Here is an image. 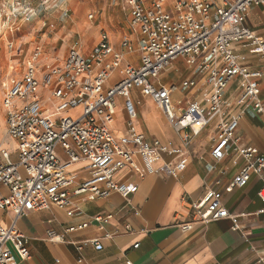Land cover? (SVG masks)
Masks as SVG:
<instances>
[{
  "label": "built area",
  "instance_id": "1",
  "mask_svg": "<svg viewBox=\"0 0 264 264\" xmlns=\"http://www.w3.org/2000/svg\"><path fill=\"white\" fill-rule=\"evenodd\" d=\"M125 1L131 15V33L123 36L119 47L105 31L88 52L82 51L81 41L76 39L63 58L49 60L37 44L24 62L12 65L13 71L1 82L7 135L16 140V148L11 150L0 139V209L12 213L9 223L0 221V264H18L31 256V237L17 224L30 211L55 206L70 217L80 216L84 210L78 197L92 200L118 191L129 198L139 186L120 176L136 172L143 178L154 170L152 163L165 147L160 139H150L136 130L135 88L155 101L185 145L194 135L211 128L215 160L223 159L230 150L243 158V167L229 181L228 191L246 186L254 173L263 177L264 153L252 144H241L237 128L247 108L264 114L260 80L264 75V36L246 23L249 7L264 4V0ZM9 46L12 48L14 42ZM242 48L261 56L260 66L250 63ZM137 49L139 62L135 63L125 52ZM179 57L196 71L194 76L182 79L181 86L192 88L200 80L205 86L203 96L193 98L185 107L176 106L173 99L178 84L156 83ZM114 74L118 78L110 82ZM234 83L240 88L237 111H233L227 95ZM118 96L123 98L129 118L127 132L121 136L111 127ZM77 107L75 115L70 113ZM80 160L86 161V177L68 168ZM185 165L186 158L177 164ZM161 167L172 170L168 163ZM258 195L264 201V184ZM222 196L220 189L206 187L191 201L196 209L194 221L178 225L191 230L196 222L231 216L239 227L238 218L231 214ZM110 215L94 214L66 225L64 232L48 228L46 239L66 241L64 233L86 229L93 221L105 229ZM112 236L110 231L70 242L79 250L88 243L103 249L102 238ZM139 245L137 242L134 247ZM115 264L135 263L128 257Z\"/></svg>",
  "mask_w": 264,
  "mask_h": 264
},
{
  "label": "crops",
  "instance_id": "2",
  "mask_svg": "<svg viewBox=\"0 0 264 264\" xmlns=\"http://www.w3.org/2000/svg\"><path fill=\"white\" fill-rule=\"evenodd\" d=\"M100 1L102 3L98 7L94 6L100 19L88 23L87 26L90 27L86 28L89 34L86 38L82 36L81 49L84 52H88L105 31L109 33L110 40L116 47L120 46L123 36L131 33V15L126 1ZM247 12V25L264 36V4L253 5ZM80 17L82 19L80 24L74 28L82 31L85 27L83 24L87 23L83 22V19L87 18L84 10ZM42 20L41 18L37 21V26H40ZM8 24L9 21L5 24L0 21L1 101L3 98L1 82L13 71L12 65H17L22 60L21 55L18 56L23 51L20 43L32 39L35 32L25 29L26 33L16 37L14 32L8 31ZM19 27L21 28V25ZM56 38L54 35L53 42ZM10 39L16 42L20 48L19 52H13L9 48ZM32 45L33 42L30 43L29 50L32 49ZM242 52L248 53L250 63L260 66L261 56L249 48H242ZM125 53L128 55L129 51L126 50ZM51 56L53 57L52 54ZM131 60L138 63L139 57ZM173 65L174 62L171 66ZM185 65L188 69L177 82L163 83L178 84L175 92L178 91L186 106L193 98L203 96L205 86L202 85L204 82L202 80L199 85L192 88L181 86L182 79L192 77L196 73L192 66L186 63ZM171 66L162 75H165ZM114 75L116 78H113ZM114 75L110 82L118 78L117 74ZM197 76L199 77L198 74ZM260 80L261 97L264 99V75ZM138 91L137 88L133 89L132 95ZM175 92L173 99L176 106L185 107L178 104L177 101L181 99ZM227 95L233 103V111H237L240 88L236 83L228 88ZM145 97L149 98L152 108L143 111L145 119L137 103L138 115L134 119V125L138 132H144L150 139H160L165 147L161 150L160 157L152 163L154 170L149 171L143 178L136 172L120 176L121 180H130L139 186L129 198H124L118 191L111 192L107 197L92 200L83 196L78 197L77 201L84 210L83 215L70 217L63 209L55 206L33 210L24 215L17 224L31 237V256L19 260L18 264H115L128 257L132 258L135 264H264V201L258 195L264 184V170L263 177L254 173L246 186L228 191L226 187L229 181L243 167V158L234 150H230L223 159L215 160L211 150L213 134L211 128L194 135L190 144L185 145L180 135L164 117L161 108L150 96ZM242 115L237 128L240 143L252 144L264 153V114L247 108ZM118 116L125 125L118 126L113 123L112 129L115 135L121 136L127 132L129 119L125 105L117 106L116 119ZM139 119L144 120L139 122ZM118 131L122 133L118 134ZM60 154L65 157L62 150ZM184 158L186 165L178 167V162ZM139 161L141 162L140 158ZM164 163H168L172 170L161 167ZM85 164V160H80L70 164L68 168L70 171H76L81 177H86L88 172L84 169ZM208 186H214L222 191V201L231 214L238 218L239 227L235 225V220L231 216L196 222L191 230H184L178 225L180 222L194 221L196 209L191 205V201L199 198ZM0 212V221L3 224L9 223L12 213H6L1 209ZM97 213H111L105 229H100L97 222L93 221L86 229L64 233L66 241L53 242L46 239L48 228L64 232L66 225L90 219ZM127 223L131 224V228H126ZM110 231L113 233L112 237L102 238L103 249H97L94 244L88 243L79 250L70 242L103 236L105 232ZM137 242H140V245L134 247Z\"/></svg>",
  "mask_w": 264,
  "mask_h": 264
},
{
  "label": "rangeland",
  "instance_id": "3",
  "mask_svg": "<svg viewBox=\"0 0 264 264\" xmlns=\"http://www.w3.org/2000/svg\"><path fill=\"white\" fill-rule=\"evenodd\" d=\"M65 1H67V3H65ZM100 3H102L100 0H0V21L3 22V24L9 21L10 24H8V31L14 32L16 37L22 33H26L24 31L25 29L26 31H35L32 39H28L27 41L23 40L22 43H20L21 47H23V51L18 55H21L22 57V60L20 61L24 62V60L30 56L31 50L37 44L43 47L45 57L48 54H52L53 58H63L74 40L79 39L81 41L82 36L85 38L88 36L89 33H87V28L90 26H87V24L97 22L100 19L97 9H94V6L98 7ZM83 10L87 16L85 20L83 19V22L87 23L83 24L85 27L81 31L74 27L75 25L80 24L79 22L82 20L80 13ZM91 13L93 14V17L89 16ZM41 18L43 20L40 22V26H37V21ZM19 25H21V28ZM34 26H36V28H34ZM54 35H56L57 38L54 39L53 42ZM11 41L12 39L8 42ZM31 42H33V45L32 49L29 50L28 48ZM9 48L13 50V52H19L20 50V48L17 47L16 42L12 48L10 46ZM13 57L15 56L13 55ZM136 57H139V53L137 51H131L127 55L128 59L134 60ZM187 69L188 68L185 65L184 59L180 57L174 61L173 67L165 75L157 77L156 83L177 82ZM113 78H116V76L114 75ZM40 90L43 93L46 92L45 89ZM175 93L176 96H179L181 99L180 101H177L178 104L185 106L184 99L180 96L178 91ZM133 99L139 104L142 117H144L143 111H147L152 108V105L148 100L149 98L142 96V94L138 91L134 92ZM116 101L118 107H122L124 105V101L121 96H118ZM144 118L146 119V117ZM142 120L144 119H139V122ZM134 122L135 120H133V123ZM115 123L118 126L125 125L119 116L114 124ZM112 125L113 123L111 124V127H113ZM7 126L5 110L3 104H1L0 97V139L5 141L6 146L13 150L16 148V140L11 138L10 135H7Z\"/></svg>",
  "mask_w": 264,
  "mask_h": 264
},
{
  "label": "bare ground",
  "instance_id": "4",
  "mask_svg": "<svg viewBox=\"0 0 264 264\" xmlns=\"http://www.w3.org/2000/svg\"><path fill=\"white\" fill-rule=\"evenodd\" d=\"M52 58H53V57H52L51 55H49V54L45 57V59H49V60L52 59ZM78 109H79V107H77V108L71 110L70 113H72V114L75 115V114L77 113L76 111H77ZM114 118H115V120H116V115H115ZM115 120H114V121H115ZM114 121H113L112 123H114ZM121 133H122L121 131H118V134H121Z\"/></svg>",
  "mask_w": 264,
  "mask_h": 264
}]
</instances>
